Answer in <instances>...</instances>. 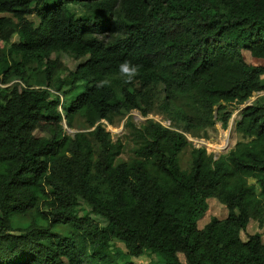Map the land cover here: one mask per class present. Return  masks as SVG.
Here are the masks:
<instances>
[{
  "label": "trees",
  "instance_id": "16d2710c",
  "mask_svg": "<svg viewBox=\"0 0 264 264\" xmlns=\"http://www.w3.org/2000/svg\"><path fill=\"white\" fill-rule=\"evenodd\" d=\"M0 13V44L18 35L0 51V264H135L145 250L159 264H264L261 234L241 236L264 209V93L246 103L264 90V0H0ZM54 50L88 58L65 78ZM124 60L139 67L132 83ZM157 97L173 124L128 117L132 155L118 159L124 143L102 120L146 115ZM231 103H245L235 129L247 139L215 158L186 133L227 127ZM76 116L86 128L66 132ZM79 197L106 224L75 215ZM210 197L228 213L199 227Z\"/></svg>",
  "mask_w": 264,
  "mask_h": 264
},
{
  "label": "rangeland",
  "instance_id": "374dc122",
  "mask_svg": "<svg viewBox=\"0 0 264 264\" xmlns=\"http://www.w3.org/2000/svg\"><path fill=\"white\" fill-rule=\"evenodd\" d=\"M68 8L77 17L91 18L93 16L92 10H88L80 5L69 3ZM2 14H7V13H0V15ZM29 17L32 20H34L36 23L39 20V18L35 14H29ZM17 40H18V35L14 33L11 36L10 42ZM10 42H4L3 44H0V51L4 53H8L7 50L10 45ZM51 57L59 60L60 66L56 70L57 75L67 78L68 73L75 70L77 65H79L88 58V55H84L79 58H76L70 53L61 50H54L51 53ZM247 59L250 60L248 53H247ZM35 65L36 63H31V66L29 68V73L31 74L29 79L30 82L33 84H34L35 75L39 74L37 71H35V69L32 72V68H34ZM262 80L264 81V75L262 77ZM11 83L12 82H9L8 84ZM67 85L68 84L64 85V87H67ZM161 89H162V85L158 84L156 86V92L158 95L160 94ZM263 93L264 90L259 92H254V94L249 98V100L246 101V103H249L255 97ZM52 96H54V94ZM160 100L161 98L159 97L155 99L154 104L152 105V107L150 108V110L146 115L142 114L138 108H134L129 112H125L123 115L117 116L113 123H108L106 120H102L103 124L105 125V128L110 131L112 139L116 140L117 138H120L124 143V147L122 149V152L118 155V159H128L132 155L133 143L131 139H129L125 128V122L128 117H130L132 121L135 122L137 125L144 122L147 117H152L156 120H159L165 125L173 124V122H171V120L166 116V114L163 113L158 108V104L162 102ZM244 104L245 103L228 104V107L232 110V114L229 119L227 127H223L221 125V122L217 120V122L213 126L207 128L206 134L204 136L194 135L192 133H186L188 140L192 142V144L195 146H204L207 152L213 153L214 157L216 158L219 155L226 153L231 147L234 146V144L238 140L247 139L243 137L241 133H238L235 129V121L239 117V112ZM85 128H86V122L82 117L79 116L75 117L73 127L67 126V124L64 122V129L68 133H73L76 130L85 129ZM34 134L37 136H49L50 131L48 130V128H46V126H41L34 130ZM190 150H191V144H188L180 153V163L182 167H187L190 164V160H191ZM207 200H208V208L198 219L199 227H202L206 222H208L212 216H217L218 218H224L228 213V209L226 205L220 202L216 197H210ZM74 214L78 216H90L94 220L98 221L100 224L103 225L106 224V219L98 214L93 213L91 206L80 197L78 198V205L74 209ZM31 218L32 216L29 213L17 214V215L15 214L13 218V224L24 226L28 224ZM246 228H247L246 231L241 232V236L243 238H246L247 233L259 232L261 234L262 240L264 241V209L259 212L258 216L250 219ZM53 230L61 231V228L55 227L53 228ZM113 245L115 248H117V251H121V253H124L126 251L123 242L119 239L113 240L112 246ZM131 259L134 261L135 264H159L161 262L160 257L156 253L150 250H145V252L140 256L137 257L133 256Z\"/></svg>",
  "mask_w": 264,
  "mask_h": 264
},
{
  "label": "clouds",
  "instance_id": "9594fccd",
  "mask_svg": "<svg viewBox=\"0 0 264 264\" xmlns=\"http://www.w3.org/2000/svg\"><path fill=\"white\" fill-rule=\"evenodd\" d=\"M119 74L124 78L125 83H132L134 78L138 75L139 67L129 60H124L119 64ZM110 84V81L105 78L98 81L96 87L104 88Z\"/></svg>",
  "mask_w": 264,
  "mask_h": 264
},
{
  "label": "water",
  "instance_id": "95a60500",
  "mask_svg": "<svg viewBox=\"0 0 264 264\" xmlns=\"http://www.w3.org/2000/svg\"><path fill=\"white\" fill-rule=\"evenodd\" d=\"M216 158V157H215Z\"/></svg>",
  "mask_w": 264,
  "mask_h": 264
}]
</instances>
